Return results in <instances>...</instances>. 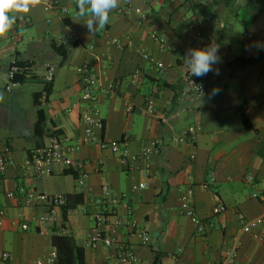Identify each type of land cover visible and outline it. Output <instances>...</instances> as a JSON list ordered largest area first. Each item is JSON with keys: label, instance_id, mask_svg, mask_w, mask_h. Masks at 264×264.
Returning a JSON list of instances; mask_svg holds the SVG:
<instances>
[{"label": "crops", "instance_id": "1", "mask_svg": "<svg viewBox=\"0 0 264 264\" xmlns=\"http://www.w3.org/2000/svg\"><path fill=\"white\" fill-rule=\"evenodd\" d=\"M68 14L47 10L42 4L23 14L5 36L0 37V89L15 98V88L42 85L33 94L29 112L18 102L0 101V156L10 155L16 165L0 181V252H9L7 264H33L58 253L54 239L73 238L84 250L86 264H116L118 247L129 245L139 264H221L226 253L237 246V264H264V227L242 231L237 211L247 220L264 218V199L255 197L261 188L248 176L264 181V0H123L110 13L109 23L95 33L76 22L77 0H59ZM126 8L140 9L126 14ZM253 37L242 41V37ZM165 40V47L157 38ZM219 46V75L198 77L207 87L200 101L183 99L189 48ZM61 46V53L54 49ZM142 54L150 56L145 58ZM259 60L245 68L233 61ZM30 64L33 80L5 89L12 65ZM56 67L52 93L40 101L46 123L36 130L39 108L34 99L44 90L47 67ZM90 66L98 77L97 108L103 128L96 130L102 141L125 143L133 155L160 142L161 151L141 157L133 168H124L119 156L97 143L83 144L82 116L90 108L83 101L78 70ZM213 88L219 94L208 99ZM154 100V112L148 111ZM131 109V111H129ZM245 119L252 129L247 128ZM196 128L195 138L184 132ZM60 139L67 145L81 144L72 154L86 162V186L79 187L81 172L58 169L52 176H37L24 167L31 152ZM211 175L215 181L209 184ZM144 184L145 188H140ZM21 186L39 192L71 196V209L64 218L69 235L43 236L34 227L25 232L22 216L39 213L7 194ZM107 188V192H104ZM194 191L195 216L182 210V196ZM82 196V198L80 197ZM123 198L113 208L105 228L112 233L117 219L137 221L147 228L153 245L144 247L124 228L117 231L116 245L96 248L87 245L94 223L88 214L102 210L98 200ZM225 205L228 211L213 213ZM215 228L198 232L201 223Z\"/></svg>", "mask_w": 264, "mask_h": 264}, {"label": "built area", "instance_id": "2", "mask_svg": "<svg viewBox=\"0 0 264 264\" xmlns=\"http://www.w3.org/2000/svg\"><path fill=\"white\" fill-rule=\"evenodd\" d=\"M42 5L47 10H59L64 14H68V9L60 4L59 0H44ZM122 13L131 14L138 13L143 19H146V15L140 9L133 10L132 8H126L121 10ZM252 34H247L242 37V41H246L252 38ZM157 38V37H155ZM157 40L165 47V40L157 38ZM145 58L150 59V56L142 54ZM187 69V67H186ZM21 72V69L17 66L11 67L10 73L5 86L6 91L10 92L13 87L19 85L14 82V77ZM81 83L83 85V101L89 105V110L83 114L82 122L85 124V135L82 140L83 144L97 143L101 148L110 150L114 154L119 156L121 164L124 168H133V164L136 163L141 157L148 158L153 154H158L161 151V144L158 141L148 144L141 156L133 155L129 149L117 142H108L98 139L95 131L103 128V121L100 117L99 109L97 108L98 97L97 91L99 90L100 83L98 77L92 72L90 66L84 65L78 70ZM56 67L49 65L45 80L47 83H52L55 79ZM185 87L182 94L183 99H190L192 101H200L207 92L206 85L201 82L198 77L192 76L187 69L185 75ZM201 93L204 95L201 96ZM131 111V109L129 110ZM148 111L154 112V100L151 99L148 104ZM198 134L196 128H192L184 132V137L195 138ZM81 143V144H82ZM81 144L67 145L60 139H54L49 145L35 149L31 152L30 156L25 162L24 167L28 172H33L37 176H52L58 169H72L76 168L81 172V177L78 179L79 187L84 189L86 186V174L84 173L86 162H77L72 158V154L78 151ZM16 165L15 159L10 155L0 156V181L2 176L7 170ZM215 176L211 175L209 184L214 183ZM248 182L257 185L261 190L255 194L256 198L264 199V181L257 182L255 177L248 176ZM140 188H145L144 184L140 185ZM104 192H107V188H104ZM7 198L12 201L22 202L27 208L39 211L34 213L30 217L22 216L20 227L23 231L29 232L34 227L38 234L43 236H56V235H69L70 229L65 223L62 216V210L68 205V196L65 194L51 195L37 191L36 189L28 186H21L15 192L7 194ZM123 198H111L100 199L98 203L102 205V210L88 214L89 208L83 206L84 213L89 215L90 219L94 223L93 228L90 230L87 238V245L92 248L98 247L100 244H104L107 248H113L117 240L115 235L121 228L129 230L133 236L137 237L140 244L144 247H150L153 245L152 236L150 231L142 227L137 221H128L117 219L112 225V233L106 231V227L110 222V217L113 214V208L121 204ZM194 191L192 189L185 192L182 196V210L185 215L189 217L195 216V210L193 207ZM228 211L225 205L218 206L214 209L213 213L219 215ZM239 220L243 223L242 231L250 233L253 230L264 227V218L247 220L243 213L237 211ZM3 215L0 214V230L3 225ZM215 225L210 222L201 223L198 228V232L202 235L213 230ZM264 241V238H259ZM238 249L237 246L229 250L221 264H237ZM11 259L9 252H0V264H7ZM58 253L53 252L48 257L39 259L33 264H57ZM140 260L129 245H120L118 247L116 264H139Z\"/></svg>", "mask_w": 264, "mask_h": 264}, {"label": "clouds", "instance_id": "3", "mask_svg": "<svg viewBox=\"0 0 264 264\" xmlns=\"http://www.w3.org/2000/svg\"><path fill=\"white\" fill-rule=\"evenodd\" d=\"M44 0H0V37L12 29L23 14L41 5ZM123 0H77L76 22L83 23L89 33L103 29L110 20V13L117 9ZM257 49H264V45L256 44ZM219 46L215 43L205 48H189L183 58V63L192 76L204 77L209 73L219 75V69L214 68L221 62L218 55ZM219 94L218 88H213L208 94L212 99ZM204 94L201 93V96Z\"/></svg>", "mask_w": 264, "mask_h": 264}, {"label": "trees", "instance_id": "4", "mask_svg": "<svg viewBox=\"0 0 264 264\" xmlns=\"http://www.w3.org/2000/svg\"><path fill=\"white\" fill-rule=\"evenodd\" d=\"M54 49L61 53L63 50L61 46L54 45ZM260 58V55H257L255 57H252L250 59L245 58H239L235 61H233V64L237 66L238 68H245L248 67L254 63H256ZM17 66L21 69V72L17 74L14 77V82L19 85L26 84L27 82L34 79L30 75V64L23 63V62H16L12 65V67ZM52 93V83L45 84L44 90L41 93H37L35 95V105L39 108L38 110V121L36 124V130L42 129L44 127V124L46 123L44 110L40 109L41 104L40 101L45 98L46 100L50 97ZM245 123L247 128L252 129V127L249 125L248 121L245 119ZM82 198V196H80ZM71 196H68V205L64 209V218H67V213L74 209L71 205ZM54 244L58 248V261L57 264H86L85 257H84V250L79 247L73 238L68 237H58L54 239ZM154 264H161L160 262V256H156Z\"/></svg>", "mask_w": 264, "mask_h": 264}, {"label": "rangeland", "instance_id": "5", "mask_svg": "<svg viewBox=\"0 0 264 264\" xmlns=\"http://www.w3.org/2000/svg\"><path fill=\"white\" fill-rule=\"evenodd\" d=\"M42 88V85H37L35 86L34 83H30L25 85L23 88H15V98L10 99L8 97V93H6L4 90L0 89V101L3 103H8V102H18L20 103L25 110H28L29 112L34 108L33 105V94L36 91H39Z\"/></svg>", "mask_w": 264, "mask_h": 264}]
</instances>
